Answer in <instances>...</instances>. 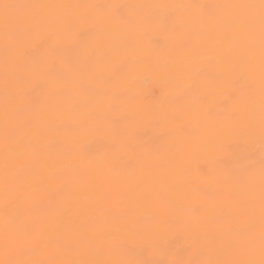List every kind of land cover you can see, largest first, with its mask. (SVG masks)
Here are the masks:
<instances>
[{
  "label": "bare ground",
  "instance_id": "6f19581e",
  "mask_svg": "<svg viewBox=\"0 0 264 264\" xmlns=\"http://www.w3.org/2000/svg\"><path fill=\"white\" fill-rule=\"evenodd\" d=\"M0 264H264V0H0Z\"/></svg>",
  "mask_w": 264,
  "mask_h": 264
}]
</instances>
